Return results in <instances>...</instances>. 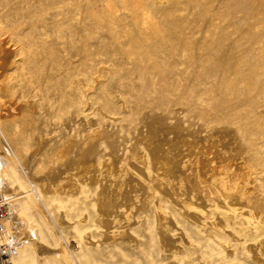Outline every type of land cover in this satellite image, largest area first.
<instances>
[{
  "label": "bare ground",
  "instance_id": "obj_1",
  "mask_svg": "<svg viewBox=\"0 0 264 264\" xmlns=\"http://www.w3.org/2000/svg\"><path fill=\"white\" fill-rule=\"evenodd\" d=\"M226 5L230 12L223 18L240 29L244 21L235 20V16L248 6L238 0H229ZM199 19L209 25L202 10ZM181 22L177 18L167 26L182 32ZM59 26L63 33L68 31ZM218 28L207 29L212 45L222 51L220 56L217 52V71L219 67L222 74L234 77L231 89H236V81L250 80L261 87L264 99V72L260 77H248L252 75L248 66L253 58L243 49L249 41L240 39L230 44L236 33L233 28V32L223 31L221 38L216 35L221 39L217 40L213 36ZM249 33L239 34L250 39ZM6 54L5 63L9 61ZM54 60L52 57L51 62ZM17 78L0 77V93L9 96L14 91L24 112L14 116L9 124L12 129L0 124V189L13 199L9 214L22 218L24 232L12 237L15 256L11 258L18 264H70V255L60 254L59 262L53 258L61 239L49 218L60 230L68 228L71 238L67 240L80 264H99L93 254L101 255L118 243L134 249L131 261L123 258L121 264L140 260L164 264L153 261L151 251L145 252L149 248L157 260L163 255L175 256L170 264H241L258 256L262 245L257 239H264V193L257 186L259 182L255 185L252 181L258 169L257 152L235 128L193 125L185 123L178 113H155L147 115L143 127L129 136L106 115H102L104 128L91 129L88 122L93 117L78 116L70 103L58 126L48 115V135L59 126L62 131L54 139L43 140L36 126L47 107L42 103L36 110L37 105L19 95L22 79L19 89L12 82L19 83ZM248 91V86L241 88V92ZM25 121L28 127L23 128ZM26 128L31 130L29 136ZM216 129L229 131V144L220 145ZM197 136H202L201 140ZM3 142L8 149L3 148ZM5 224L0 244L13 231L9 222L8 232L2 236ZM204 248L203 256L200 252ZM110 255L107 258L113 260Z\"/></svg>",
  "mask_w": 264,
  "mask_h": 264
},
{
  "label": "rangeland",
  "instance_id": "obj_2",
  "mask_svg": "<svg viewBox=\"0 0 264 264\" xmlns=\"http://www.w3.org/2000/svg\"><path fill=\"white\" fill-rule=\"evenodd\" d=\"M200 1L0 0V77H20L17 82L22 79L20 81H24V85L12 81L18 85L17 89L23 88L18 90V94L37 105L36 110H40V104L46 105L47 111L36 126L43 140L48 137L54 139L62 131L59 126L48 135V115L58 126L70 103H73L78 116L93 117V121L88 122L91 129L104 128L106 122L102 115H106L129 136L143 127L147 115L155 113L162 116L178 113L185 123L193 125L235 128L243 140L255 147L251 146L257 152L258 169L252 181L255 185L259 182L257 186L264 193L262 89L250 80L236 81V89L229 88L234 77L222 74L219 67L217 71L216 63L222 51L212 45V36L207 32L209 26L219 27L213 36L215 39L230 30L236 32L232 41L229 39L230 44L249 41L243 49L250 52V59L253 58L248 66L252 75L248 77H260L264 72V0H238L248 6L235 16V20L244 21V27L242 25L240 29H235L223 18L230 12L226 5L229 0ZM186 3L192 6H186ZM200 10L208 16L209 25H204L199 19ZM170 18L181 19L182 32L167 26L173 21ZM220 20L223 21L220 23ZM59 25L68 31L63 33ZM240 32L252 35L249 33L250 39L247 36L241 38ZM219 38L217 40H221ZM255 38L261 43L257 44ZM205 47L213 53H208ZM6 53L9 55L7 63L4 62ZM52 57L54 62H51ZM243 86H248L249 91L241 92ZM9 96L0 93V124L8 127L15 120L14 116L17 118L24 114L15 92ZM27 121L21 123L23 128L28 127ZM24 130L29 136L31 130ZM216 130L214 134L220 139V145L229 144V131ZM198 136L196 138L201 140L202 136ZM202 143L203 140L199 142L200 145ZM2 144L3 148L8 147L6 143ZM0 196L7 212L2 236L8 232L9 222L14 225V232L0 244V264H18L11 257L15 256L13 238L24 232L22 218L9 214L8 205L13 199L4 196L1 189ZM49 223L61 239L58 254L53 252L57 254H53L55 261L59 262L57 257L64 253L73 257L70 264H80L78 255L74 254L76 251H71L68 243L67 239L71 238L68 228L63 226L60 230L51 218ZM257 241L262 245L258 256L247 258L241 264H264V239L259 237ZM203 250L200 253L204 256L206 249ZM149 251L155 263L170 264L174 261L172 254L157 260L152 248L145 252L148 254ZM178 253L176 256L183 255ZM93 255L99 264H121L123 258L131 261L134 249L127 243H118L103 250L102 256ZM109 255L113 260L107 258ZM145 263V260L136 262Z\"/></svg>",
  "mask_w": 264,
  "mask_h": 264
},
{
  "label": "built area",
  "instance_id": "obj_3",
  "mask_svg": "<svg viewBox=\"0 0 264 264\" xmlns=\"http://www.w3.org/2000/svg\"><path fill=\"white\" fill-rule=\"evenodd\" d=\"M7 220V212L5 205L0 196V235L4 232V224Z\"/></svg>",
  "mask_w": 264,
  "mask_h": 264
}]
</instances>
